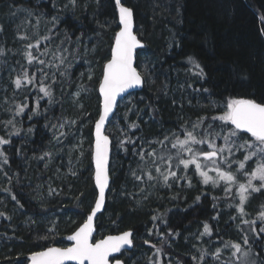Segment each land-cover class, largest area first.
Returning <instances> with one entry per match:
<instances>
[{
	"label": "trees",
	"instance_id": "16d2710c",
	"mask_svg": "<svg viewBox=\"0 0 264 264\" xmlns=\"http://www.w3.org/2000/svg\"><path fill=\"white\" fill-rule=\"evenodd\" d=\"M121 4L132 10L135 34L144 44L136 55L144 88L119 102L107 126L111 183L94 240L132 231L133 249L120 256L124 264H150L156 251L162 264L168 256L171 264H196L202 254L204 264H241L239 253L232 261L212 257L232 244L248 252L250 264H264V224L257 219L264 192L253 193L238 216L224 187L203 184L194 169L167 165L177 176L165 183L168 172L157 173L152 165L161 156H175L173 133L193 131L200 139L222 131L223 122L213 117L222 114L228 99L264 103V0ZM118 30L115 0H76L75 6L65 0H0V138L9 141L0 156V264H27L30 254L67 247V237L90 214L97 195L92 166L97 90ZM75 46L76 67L63 69L66 77L54 74L49 52ZM29 52L36 58L31 63ZM84 61L82 79H73ZM25 73L35 83L28 84ZM41 84L53 89L50 96L39 91ZM84 86L88 93L69 98ZM25 105L17 115V107ZM73 120L70 140L57 146L56 127L67 132ZM82 124L84 142L71 152ZM141 152L152 155L142 160Z\"/></svg>",
	"mask_w": 264,
	"mask_h": 264
},
{
	"label": "snow or ice",
	"instance_id": "6c2138e0",
	"mask_svg": "<svg viewBox=\"0 0 264 264\" xmlns=\"http://www.w3.org/2000/svg\"><path fill=\"white\" fill-rule=\"evenodd\" d=\"M69 3L75 6L76 0H69ZM116 5L119 11V22L122 27L116 33L115 41L111 48V59L103 67V78L99 88L103 101L102 112L95 125V183L99 189V196L85 223L68 236L67 239L73 242L72 245L65 248L49 247L45 251L33 253L31 264H65L66 261H74L75 264H109L108 258L111 253L119 252L124 245H132L131 232H124L116 237L109 236L95 243L90 242L93 217L101 208L105 198V189L108 186L106 167L108 137L102 134V125L115 106L116 97L128 88L137 86L142 82L141 73L133 66V50L140 46V42L132 31L133 12L130 8L122 6L121 0H116ZM262 22H264V18H262ZM261 35H264V29L261 30ZM44 39H47V37ZM27 47L32 48L35 46L29 44ZM27 58L29 63L36 59L31 52L27 53ZM189 59L191 60V58ZM39 62L41 64L44 63L43 61ZM196 67L199 68L200 65L196 64ZM200 75L203 76V69H201ZM25 79L28 84L35 83L34 79L29 77L27 73H25ZM15 84L19 88L21 80L17 79ZM39 91L45 96L51 95L50 91L42 84ZM204 91H208V89H204ZM24 107L26 105L18 106L16 114L23 113ZM29 119H31V116H29ZM213 120L223 122L221 132L214 134L205 132L200 139H197L193 131L184 130L179 134L173 133L175 140L171 147L176 150L175 156L171 154L167 157L161 156L159 161L153 160L152 165L157 173H161L160 164L165 162H167L169 169L174 164L176 167L183 166L185 171L194 169L195 173L202 177L204 184H208L211 181L213 186H216L222 181L227 182L225 184L226 192H231V185L238 184L240 204L237 206V210L244 214L245 204L249 201L251 194L264 192V103H258L253 99L230 98L224 104L222 114L213 117ZM203 122V120L200 121V123ZM8 123H12V121H8ZM61 126L63 127V125ZM197 127H199V124L193 125L194 129ZM223 128L228 129L226 134L223 133ZM181 135L183 139L180 138ZM220 135H223L224 146H217L215 143V136ZM209 136H212V138H209ZM245 136L250 137V139H244ZM167 139L168 137H165V140ZM239 140H243V142L237 143ZM7 143L9 141L0 138V144ZM193 145H207V147L198 148L193 147ZM233 145L238 151H242L243 160L232 158ZM225 152H228V155H224ZM145 155H152V153L144 154L141 152L142 160ZM253 162L255 166L250 169L249 165ZM233 165H235V168H233ZM209 171L216 173V179L209 176ZM145 174L149 180L154 179L150 172ZM241 175L245 177V181L238 183ZM176 176L177 172L169 171L168 175L163 176V179L167 183L169 177L175 178ZM136 179L139 180L141 177L136 176ZM254 181L258 183H254ZM13 198L15 199V197ZM261 209L257 214V219L264 224V205L261 206ZM244 222L249 223L248 221ZM251 223L254 224L255 221ZM255 230L253 228V231ZM208 231V226L205 225V233H208ZM260 231L264 232V227H261ZM244 243H248L247 237H245ZM231 247L236 250L233 253L234 256L236 253L241 252L239 244H232ZM247 257V252L242 253L241 264H250ZM201 259H203V254ZM117 264H120L118 260Z\"/></svg>",
	"mask_w": 264,
	"mask_h": 264
},
{
	"label": "rangeland",
	"instance_id": "374dc122",
	"mask_svg": "<svg viewBox=\"0 0 264 264\" xmlns=\"http://www.w3.org/2000/svg\"><path fill=\"white\" fill-rule=\"evenodd\" d=\"M65 3L69 4V0H65ZM74 48L75 49L72 50V51L69 50L70 52L69 51L49 52V57L51 58V61H50L49 65L52 67V70H53L54 74L55 73H59L61 76L66 77V75H64L65 74L64 70H69L71 72L72 71V67L74 65L76 67V65L78 64V60L75 57H76V53L78 51V48L76 46ZM82 64H84L85 66L83 68L80 67L78 69V73H77L76 76H73V79H76L77 77H78L77 79H79V80L82 79L81 75L88 69V61H84ZM59 68H61L62 70L61 71L56 70V69H59ZM91 77H92V74H90L88 76V78H91ZM82 90H85L88 93V89L85 86H84V88L83 87L82 88L81 87H76L73 91H71V93L69 95V98L70 99L72 98L75 101L79 100L81 98V96H82ZM52 91H53V89L50 88V93ZM74 124H75V121L73 120L72 123H71V126L69 127V130L67 132H63L61 125L56 127V138H57L56 144H57V146L61 145L60 142H62V141L68 142L70 140L71 136L69 135V133L72 134L74 132V129H73L74 126H75ZM85 127H86L85 124L81 125V129L76 134V145L75 144L72 145L73 148L71 149V152H74V150H79L81 148L82 143L84 142V137L82 135H83V129ZM226 133H224V134H226ZM209 138H212V136H209ZM244 139H247V138L244 137ZM242 142L243 141H241V140L237 141V143H242ZM215 143H216L217 146H224L225 145V141L223 139V135L215 137ZM3 145L4 144H0V153H2ZM193 147L206 148L207 145H193ZM58 153L60 154V152H58ZM232 153H233V156H232L233 159L243 160L244 157H243L242 151H238L234 145L232 146ZM224 155H228V152H225ZM254 166H255V164L253 162L252 164L249 165V168L251 169ZM161 168H163L162 169L163 173H167V172L170 171L169 169L167 170V163L166 164H162ZM233 168H235V165H233ZM205 170H207V169H205ZM209 176H211L213 179H216V173L214 171H209ZM197 177L202 182V177H200L198 174H197ZM244 181H245V177L243 175H241L239 177L238 183H243ZM226 183L227 182H223L222 181V182L218 183L216 186H213L212 182L210 181L208 184H205V185H210L213 188H219L220 186H222L225 189V184ZM254 183H258V182L254 181ZM231 188H232L231 192H226V194H228V196H230L232 198V204L236 208V214L238 216L239 215L243 216V214H241L237 210V206L240 204V194H239V191H238V184L231 185ZM251 195H253V193ZM223 248H224L223 250L221 248V249H219V251H216L212 255L213 259H215V261H216V259L223 258V256H224L223 260L230 259L232 261L233 258L235 257L233 255V253L236 250L233 247L228 248L226 245H224ZM227 250H228L229 253H227ZM244 252H247V251L242 250L241 252H239V258L240 259L242 257V253H244ZM248 257H249V255H248ZM248 257H247V259H248ZM200 258H198V260L196 261V264H204L206 262V259H204V257H203V259H200ZM165 263L166 264H171L170 256H168L166 258V262ZM232 263L233 262H229V264H232ZM150 264H162V256H161V254L158 251H156L154 253L153 258L150 261ZM176 264H179V263H176Z\"/></svg>",
	"mask_w": 264,
	"mask_h": 264
},
{
	"label": "water",
	"instance_id": "95a60500",
	"mask_svg": "<svg viewBox=\"0 0 264 264\" xmlns=\"http://www.w3.org/2000/svg\"><path fill=\"white\" fill-rule=\"evenodd\" d=\"M115 3H116V0H115ZM122 5V4H121ZM123 6V5H122ZM116 7H117V5H116ZM117 16H118V24H119V30H120V28L122 27V25H120V22H119V11H118V8H117ZM134 29H135V22H134V16H132V31H133V34L137 37V39H138V41L140 42V46L139 47H137V48H135L134 50H133V66L134 67H136V55H137V52L140 50V49H142L143 47H144V44H143V42L142 41H140V39L138 38V36L135 34V31H134ZM118 30V31H119ZM116 36V35H115ZM114 41H115V38H114ZM114 41H113V44H114ZM113 44H112V46H113ZM112 48V47H111ZM109 59H111V51H110V58ZM138 71V70H137ZM102 78H103V72H102V77H101V80H100V83H101V81H102ZM100 83H99V85H98V95H99V98H100V112H99V116H100V114H101V112H102V96H101V94H100V91H99V88H100ZM144 88V79H143V77H142V82H141V84H139V85H137V86H134V87H131V88H128L125 92H123V93H121L120 95H118L117 97H116V103H115V106L113 107V109H112V111L109 113V115H108V118L105 120V122H104V124L102 125V129H101V132H102V134L104 135V136H107L108 137V145H107V165H106V167H107V174H108V186L106 187V189H105V198H104V201H103V203H102V205H101V208L96 212V214H95V216L93 217V221H92V234H91V237H90V242L91 243H95V242H97V241H99V240H102V239H105L106 237H109V236H113V237H116V236H120L121 234H123L124 232H122V233H119V234H114V235H109V236H106V237H104V238H102V239H98V240H95L94 241V236H95V234H96V219H97V217L104 211V208H105V204H106V197H107V193H108V189H109V186H110V183H111V178H110V175H109V170H110V161H111V139H110V137L106 134V129H107V126H108V124H109V122L112 120V118L114 117V115H115V113H116V110H117V106H118V104H119V102L122 100V99H124V98H126L128 95H130V94H132V93H137V92H140V91H142V89ZM99 116H98V119H99ZM97 119V120H98ZM97 120H96V122H97ZM96 122L94 123V126H93V131H92V136H93V144H92V166H93V182H94V186H95V188H96V192H97V195H96V200H97V198H98V196H99V189L96 187V183H95V172H96V168H95V161H94V151H95V141H96V136H95V125H96ZM96 200H95V202H94V204H93V208L95 207V203H96ZM92 208V209H93ZM91 212H92V210H91ZM91 212H90V214H91ZM89 214V215H90ZM86 220H87V218H86ZM85 220V221H86ZM85 223V222H84ZM83 223V224H84ZM82 224V225H83ZM81 225V226H82ZM126 232H131L132 233V231H126ZM68 238V237H67ZM130 239L132 240V245L131 246H129V245H124L121 249H120V251L119 252H114V253H111L110 254V256H109V258H108V262H109V264H117V260L120 262V264H124L123 263V261H122V259H120V256L122 255V253H125V252H130L132 249H133V233H132V235H131V237H130ZM66 241H67V243H68V246L67 247H70L71 245H72V241H70V240H68V239H66ZM54 247H56V246H54ZM57 248H61V247H57ZM46 250V249H45ZM45 250H43V251H45ZM41 252V251H40ZM36 253H38V252H36ZM31 256H32V254H30V255H28L27 257H26V260H27V264H31ZM112 258H115V260L114 261H112ZM65 264H75V262L74 261H66L65 262Z\"/></svg>",
	"mask_w": 264,
	"mask_h": 264
},
{
	"label": "flooded vegetation",
	"instance_id": "af4514ba",
	"mask_svg": "<svg viewBox=\"0 0 264 264\" xmlns=\"http://www.w3.org/2000/svg\"><path fill=\"white\" fill-rule=\"evenodd\" d=\"M145 244H147V243H145ZM115 260V258H112V261H114Z\"/></svg>",
	"mask_w": 264,
	"mask_h": 264
}]
</instances>
